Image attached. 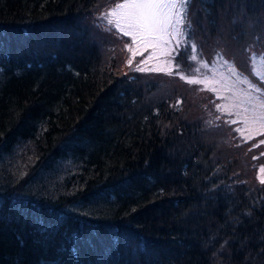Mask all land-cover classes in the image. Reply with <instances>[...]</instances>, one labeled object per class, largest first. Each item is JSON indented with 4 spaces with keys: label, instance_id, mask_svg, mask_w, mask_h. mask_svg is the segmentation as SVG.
<instances>
[{
    "label": "trees",
    "instance_id": "trees-1",
    "mask_svg": "<svg viewBox=\"0 0 264 264\" xmlns=\"http://www.w3.org/2000/svg\"><path fill=\"white\" fill-rule=\"evenodd\" d=\"M67 1L0 0V264H37L41 256L38 246L44 234L41 230L56 232L62 223L61 213L50 215L43 209L58 213L63 208L59 204L71 208L81 206L91 214L114 220L123 218L131 222L136 231L147 222L151 236L159 239L158 245L151 248L156 256L130 264H212L210 251L220 234L212 238L214 232L208 229L222 222L219 208L200 214L197 223L189 217L180 221L179 226L170 212L144 208L143 201L132 195V183H119L118 186L126 188L125 192L118 190V186H110L116 179H125L130 165L138 164L139 159L152 152L157 141L154 134L163 130L162 118L153 114L151 126L146 120L138 119L135 134L119 129L118 124H129L130 113L126 111L122 121L114 120L115 106L110 101L120 94L121 100L129 98L131 80L109 76L105 58L77 49L81 34L76 21L80 19L70 15L77 12L80 2ZM88 2L92 7L97 0ZM221 3L225 5L226 0ZM219 6L217 0H206L201 8L202 16L188 17L196 38L205 37L220 18L213 15V12L219 13ZM192 9L191 3L188 15ZM235 17L230 8L228 21ZM18 22L23 28H18ZM187 34L188 26L180 28L178 34L173 32L169 39L179 41L180 45ZM143 72L154 74L153 69ZM79 126L83 128L75 131ZM135 144L139 146L136 154ZM162 161L163 158L160 163ZM177 161L180 166L188 160L178 158ZM230 161L235 164L234 159ZM236 162L241 163L242 159L237 158ZM234 164L230 165V170ZM159 166L156 162L141 170L151 175L141 185L148 187L157 182ZM189 167L187 162L183 165L184 169ZM102 185L107 186L104 192L98 190ZM60 193L66 197L65 202L59 200ZM83 193L88 195L83 197L82 203L77 202L79 194ZM165 194L170 202H178L187 209L188 203L180 199L179 189L165 185ZM100 195L104 196V201ZM110 195L114 196L113 200H109ZM231 205L227 203L222 210L228 211ZM243 209L247 211L250 207L244 205ZM216 211L217 216H213ZM237 214L229 219L231 223L236 224L240 219L239 212ZM263 215L247 218L243 228L234 224L224 232L223 240L229 238L230 233L237 234L241 242L252 231L258 237L264 236ZM51 240L45 243L46 256L51 250ZM90 245L85 258L92 264H129L117 255L124 251L122 242L109 244L110 248L105 249L93 237ZM238 248L241 251L238 256H226L225 264H246L241 263L240 257L250 247L245 243ZM68 264H86V260Z\"/></svg>",
    "mask_w": 264,
    "mask_h": 264
},
{
    "label": "rangeland",
    "instance_id": "rangeland-1",
    "mask_svg": "<svg viewBox=\"0 0 264 264\" xmlns=\"http://www.w3.org/2000/svg\"><path fill=\"white\" fill-rule=\"evenodd\" d=\"M74 1V0H73ZM106 0H97V2L94 4L97 7L101 3H104ZM78 2H83L86 4L84 7L85 9L90 8V3L87 0H77ZM121 2V0L117 1ZM93 5V6H94ZM114 4L111 3V0L106 1V9L101 10L97 16V19L99 23L102 25V27L109 32H111L112 35H116L119 41L120 48H125L126 44L128 45V38L127 36L123 35L115 26L114 24H109L108 19H105L102 14L106 13L110 8H112ZM234 7H238V4L233 3ZM241 9V5L239 8V11ZM253 16V15H252ZM78 25V31L81 34V32H88V29H84L85 27L83 26V23L76 21ZM229 22L227 19V24ZM256 26H260L259 22L256 23ZM172 31L174 33H179L178 27L176 26L175 22L173 21V24L171 26ZM218 32H221V29L217 28ZM85 39L88 41H92L94 39V36L92 34H86ZM179 41H172L168 38L167 34H153V35H141L138 36L134 47L136 50H140L142 47L148 49L151 51L150 56L152 57V67L153 68H162L164 66H167L169 64H172L173 62V56H172V49H176L179 45ZM101 53V59H103L104 56H102V52L99 50ZM106 58L111 61L113 64V59L109 55V53H106ZM261 53H259L260 55ZM178 58L180 61H184V57L182 55L178 54ZM201 63H203L206 67H209L212 70V74H204L200 75L202 79V86L205 88H210V91L214 93L215 96L219 98V102L217 103V106L220 107L221 110L226 111V112H231L234 114L233 119L238 122L237 126L241 130L243 134L245 133H251V132H256V130L261 131L264 130V120H254V116H259V115H264V109H261L258 107V101L255 100V97L258 95L256 92H254L252 89H250L249 84L243 82L244 80L240 79L238 75L235 72L234 67L226 64L224 60H222L219 57H213L211 55H207L199 60ZM184 71L183 69H181ZM170 68L166 70V73H169ZM167 88L159 84L157 85L153 92H166ZM242 97L244 98V101H241L240 99ZM222 104L223 107L220 105ZM169 123L173 124L175 127L179 129L177 137L180 140H183L187 137V131H182V129L185 128L186 124H179L176 121H169ZM256 129V130H255ZM208 142V150L210 152L207 153H198V158L200 159V163L203 159H212L213 156L215 155L214 149L220 145L219 139L216 137L213 138V148H211L210 144V138H207ZM133 150L134 153L136 154L139 150V146L137 144L133 145ZM188 150V145H186L183 149L182 148H177V154H185L186 151ZM198 163V161H196ZM199 165V164H198ZM197 166V165H196ZM262 167V166H261ZM260 167V168H261ZM260 168L258 170V176L261 179H264V172L260 171ZM194 172L196 174L191 178L189 182V189L192 185L196 183L199 177V171L201 170V167L198 171H196V168H193ZM173 176L176 175L175 169L172 171ZM134 184L136 187L140 186V183L137 178H134ZM177 184L179 187H182L186 184V175H181L177 179ZM171 208H176L174 203H171ZM175 212H177V215L180 219L186 218L187 213L185 214V208L181 207L180 209L176 208L174 211V216ZM226 213V212H225ZM199 214V212L197 213ZM191 217H193L191 215ZM176 218V217H175ZM177 219V218H176ZM158 226V224L156 225ZM216 227L222 228V222L216 224ZM217 232H214L212 234V238L216 237ZM228 239H224L219 241L220 243L214 244L211 251V256L214 258V261L217 260L218 257L221 256V253L224 252L227 253L226 250V243ZM215 256V257H214ZM246 259V258H245Z\"/></svg>",
    "mask_w": 264,
    "mask_h": 264
},
{
    "label": "snow or ice",
    "instance_id": "snow-or-ice-1",
    "mask_svg": "<svg viewBox=\"0 0 264 264\" xmlns=\"http://www.w3.org/2000/svg\"><path fill=\"white\" fill-rule=\"evenodd\" d=\"M190 4L191 0H121V2H114V6L102 15L108 19L109 24H114L123 35L132 36V42L135 43L138 36L141 35L167 34V29L173 24V17H176V23L191 27L187 11ZM126 47H128L127 44ZM129 51L133 52V56L137 54L130 47ZM250 59L252 61L251 75L258 81L264 82V54L258 56L253 54ZM177 67H179L178 64ZM137 70L142 69L138 68ZM168 74L171 75V71ZM188 82L198 83L194 80ZM243 82L249 84L250 89L258 94L255 100L259 102L258 107L264 109V86L253 83L247 77ZM253 119L264 120V115L254 116ZM260 143L264 144V140H261ZM260 171L264 172V166L260 168ZM261 182L264 183V180Z\"/></svg>",
    "mask_w": 264,
    "mask_h": 264
}]
</instances>
